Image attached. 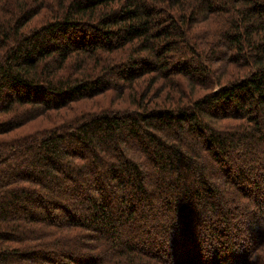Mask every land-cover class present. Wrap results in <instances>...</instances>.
Returning a JSON list of instances; mask_svg holds the SVG:
<instances>
[{
    "label": "trees",
    "instance_id": "16d2710c",
    "mask_svg": "<svg viewBox=\"0 0 264 264\" xmlns=\"http://www.w3.org/2000/svg\"><path fill=\"white\" fill-rule=\"evenodd\" d=\"M0 264H264V0H0Z\"/></svg>",
    "mask_w": 264,
    "mask_h": 264
}]
</instances>
